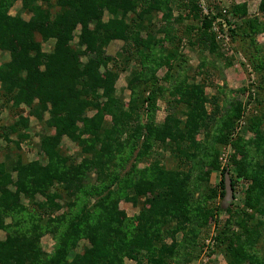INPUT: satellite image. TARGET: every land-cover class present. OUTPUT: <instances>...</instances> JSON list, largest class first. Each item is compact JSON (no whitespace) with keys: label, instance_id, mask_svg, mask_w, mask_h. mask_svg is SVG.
<instances>
[{"label":"trees","instance_id":"16d2710c","mask_svg":"<svg viewBox=\"0 0 264 264\" xmlns=\"http://www.w3.org/2000/svg\"><path fill=\"white\" fill-rule=\"evenodd\" d=\"M202 1L208 0H0V52L9 55L0 65V142L5 144L0 148V232L5 234L0 239V264H169L177 256L182 264H189L199 241H204L200 235L208 220L214 226L212 242L201 248L206 247L208 256L219 251L227 264H264V255L256 249L264 244V134L260 130L248 142L258 156L254 165L233 156L231 165L220 170L218 152H212L209 171L196 180L208 181L211 172L219 171L218 186L206 202L192 201L199 184L189 189L190 172L201 166L195 136L200 129L208 131L219 113L217 96L209 98L205 93L207 83L175 86L172 95L185 107V120L182 125L164 124L152 136L157 145H174L172 158L192 162L186 173L178 166L155 164L152 172L141 171L134 181L129 175L120 180L114 171L124 148L122 137L127 143L139 138V107H148L151 98L141 100L138 86L148 70L151 76L155 72L150 65L161 64L164 53L161 57L158 53L166 43L184 38L188 46L215 54L217 40L225 33L231 40L251 37L242 52L251 53L252 65L255 62L257 70L258 65L264 70V48L254 52L252 36L262 22L250 19L243 3L224 9L208 6L205 13ZM15 2L20 8L11 16L8 7ZM260 9L264 10V0ZM158 13H162L161 23L153 22ZM230 17L242 20L243 29L251 32L239 33ZM173 22L180 27L171 32ZM49 41L53 46L45 52L43 44ZM112 41L123 42L116 58L106 52ZM165 55L169 68L177 58L172 50ZM133 62L139 68L126 78L131 98L124 103L116 95L115 83ZM148 87L145 83L142 91ZM22 107L28 116L19 112ZM5 110L12 117L6 121L1 118ZM29 117L43 124L35 160H27L20 149L30 142ZM240 117L237 110L223 121L216 140L219 146L237 149L231 135ZM151 135L137 158L148 156ZM64 139L79 149L80 160L62 152ZM226 172L233 192L240 187L238 180L245 186L241 205L232 201L213 205L225 196ZM121 201L137 213L125 218ZM178 234L183 235L181 245H192L194 254L180 255ZM48 235L55 242L50 253L41 246Z\"/></svg>","mask_w":264,"mask_h":264},{"label":"rangeland","instance_id":"374dc122","mask_svg":"<svg viewBox=\"0 0 264 264\" xmlns=\"http://www.w3.org/2000/svg\"><path fill=\"white\" fill-rule=\"evenodd\" d=\"M208 1H202V12L206 11L208 6L212 7L213 5H217L222 9L227 8L231 4L243 3L246 5L248 17L250 19L257 17L259 22H262L260 31L254 35L251 33V35L255 38V47L253 48L254 52L260 50V48H264V10L260 9L261 0ZM8 8L9 15L14 16L20 8L19 2H15ZM179 13L180 12H175V15H178ZM213 13H216L214 8ZM24 17L27 18L26 15H24ZM161 17L162 13H158L153 22L161 23ZM230 19L234 21L236 27H238L237 29L239 30V33L240 30L246 33L251 32L249 28L243 29L245 23L242 20L235 19L233 17H230ZM176 27L178 28L180 26L176 22L171 23L170 31L174 32ZM159 37L161 38L162 35ZM250 38L246 36H239L235 40H231L229 32L225 33L217 40L218 45L215 54L209 53L208 50L200 51L196 47L188 46L184 38L179 43L177 41L173 43H166L164 45L166 46V49L164 46L161 48L158 53L160 57V53H164L162 59L159 60L161 64L159 66L150 65L152 68H155V72L151 76V71L148 70L143 85L140 87L138 86V96H141V100L144 97L151 98V103L148 107H139L138 120L140 123L138 122V124H141L142 126V129H139V138L137 139V137H135L129 143L126 142L124 136L121 139L124 148L120 154L121 156L117 160V169H114L120 180H125L129 175V177L131 176L135 181L136 179H139L141 171H143V173L145 171H148L147 173L152 172V168L155 164L165 166V168H176V166H178V171L184 173L189 170L192 162L185 164L184 162H186V159H182L181 161L179 159L172 158V152L175 150L174 145H167V147L157 145V142H154L152 139L155 132L154 129L157 130L164 126V124L166 125L168 123L170 126L183 124L185 120L184 112L186 109L182 103L177 102V99L173 98L172 95L175 90V86L182 82H186V86L193 83H207L205 93L209 98L216 95L217 104L219 106V113L215 116L216 121L212 127L208 131L200 129L195 136V140L199 143L200 149L197 152V160H200L201 166L198 168L196 166L195 170L190 172L189 189L192 190L195 188V184H199L198 189H194L192 201L200 204L206 202L207 197L211 196V193L213 194L212 191H215L218 186L221 178L219 171L211 172L208 181L196 180L197 178L206 176V172L209 171L210 168L208 162L214 157L212 152H218L220 170L222 167L231 165L230 158L233 156L236 160H241V158L244 157L247 162L254 165L258 156L253 152V147L249 145L248 142L255 136V131L260 130V132L264 134V70L260 69L259 65L257 70L254 67L255 62L252 65V56H249L251 53H248L247 51L242 52V49L245 45H247ZM52 46L53 41L44 43L43 50L48 52L51 50ZM122 46L123 42L112 41L106 48V52L108 55L116 58L118 56L117 53H121ZM167 50L174 51L177 58L171 62V66L169 68L165 63V52ZM259 57L260 51L256 53L254 60ZM8 59V53L0 52V65L8 61ZM121 61L122 57L118 59L117 64L121 63ZM203 64L205 66H203ZM138 68L139 67L135 62L129 64L126 70L123 71V73H120L118 80L115 83L116 95L119 96L124 103H127L131 98V92L126 88V78L131 74V72H138ZM145 83L149 87L147 90L142 91V86H145ZM141 91L142 94L140 95ZM239 106H241V109ZM206 110L208 112L212 110V106L208 103L206 104ZM237 110L240 111L241 117L234 123L231 139L237 144V149L243 151V154L239 153L237 149H234L232 145L219 146L216 142L217 138H219L222 134V131L220 130L221 128L223 129V121L225 119L232 118V113ZM19 112H21L24 117L29 115L28 110L25 107L20 108ZM93 112L94 110L90 109L88 111V115H92ZM1 118L6 121L12 117L5 110L2 112ZM29 119V127L26 130V133L30 136V142L21 144L20 149L21 152L25 154L27 160H35L38 157L35 148L39 142V136L43 132V124L32 117H29ZM106 122L108 123L109 119H106ZM151 133V143L147 141V143L150 144V148L148 149L149 152L147 151L148 156L137 158L139 153H143V144ZM49 134L52 135L53 131H50ZM12 139H14V137H12ZM4 146L5 144L0 142V148H4ZM9 146L10 148L14 147L13 144H9ZM60 146L62 148V152L66 155L80 160V151L73 143L64 139ZM171 148L173 150H171ZM0 156L2 157V155ZM230 170L231 173L234 172L233 168ZM206 181L207 183H204ZM238 182L240 187L238 190L233 192V196L235 198L231 200V203L234 205H241L240 200L245 189L243 182L241 180H238ZM116 188L117 186L114 187V189ZM118 193H120V191H118ZM217 193L219 195V191H217ZM223 199L224 198H220L218 201L216 200L213 202V205H215L216 202L218 204H224ZM119 207L124 212L123 214L125 218H131L137 213V209L123 201L120 202ZM63 211L64 209H62L60 213ZM225 216L226 214L223 213L220 215V218L224 219ZM207 224V226L203 227L202 234L200 235V239L203 238L204 241H199L197 253L195 252V254L192 251V245L188 246L186 243L181 245V243H183V235H177L176 239L183 247L180 250V255L185 256L186 254H191L192 252L194 257H192L193 255L191 256L192 260L189 264H227L224 256L219 251H216L208 256L205 253L206 247L201 250V248L212 242L211 237L214 233L213 221L208 220ZM4 237L5 234L0 232V239H3ZM54 244V240L51 239L49 235L42 238L41 246L44 251L50 253ZM202 244H204V246ZM256 249L257 251L260 250L261 255H264V244H259ZM79 250L80 249H78V252ZM180 259L181 256H177L174 261H171L169 264H182V262L179 261ZM126 264L134 263L126 261Z\"/></svg>","mask_w":264,"mask_h":264},{"label":"water","instance_id":"95a60500","mask_svg":"<svg viewBox=\"0 0 264 264\" xmlns=\"http://www.w3.org/2000/svg\"><path fill=\"white\" fill-rule=\"evenodd\" d=\"M224 185H225V196H224V203L228 205L232 200V187H231V180L229 174L226 172L224 175Z\"/></svg>","mask_w":264,"mask_h":264},{"label":"built area","instance_id":"2783aa9c","mask_svg":"<svg viewBox=\"0 0 264 264\" xmlns=\"http://www.w3.org/2000/svg\"><path fill=\"white\" fill-rule=\"evenodd\" d=\"M206 13V11H204Z\"/></svg>","mask_w":264,"mask_h":264},{"label":"clouds","instance_id":"9594fccd","mask_svg":"<svg viewBox=\"0 0 264 264\" xmlns=\"http://www.w3.org/2000/svg\"><path fill=\"white\" fill-rule=\"evenodd\" d=\"M233 193V192H232Z\"/></svg>","mask_w":264,"mask_h":264}]
</instances>
